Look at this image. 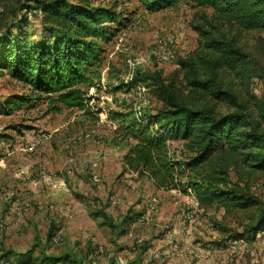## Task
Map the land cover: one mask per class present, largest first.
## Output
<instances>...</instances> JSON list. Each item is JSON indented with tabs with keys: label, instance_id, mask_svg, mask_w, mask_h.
Wrapping results in <instances>:
<instances>
[{
	"label": "trees",
	"instance_id": "1",
	"mask_svg": "<svg viewBox=\"0 0 264 264\" xmlns=\"http://www.w3.org/2000/svg\"><path fill=\"white\" fill-rule=\"evenodd\" d=\"M122 1L129 0H0V74L23 89L0 113L42 100L55 110L90 113L88 89L103 87L100 41L109 39L108 27L119 30L129 20ZM139 1L150 12L181 4L202 12L192 23L197 46L169 76L139 70L128 84L116 82L115 91L135 87L136 95H146L109 112L128 144L125 166L158 188H190L224 240H256L264 231V201L253 191L264 177V0ZM31 23L39 34L29 33ZM242 31L260 33L252 47L242 42ZM53 236L49 231L46 240ZM41 254V264H101ZM14 255L4 250L0 264H19L10 263Z\"/></svg>",
	"mask_w": 264,
	"mask_h": 264
},
{
	"label": "rangeland",
	"instance_id": "2",
	"mask_svg": "<svg viewBox=\"0 0 264 264\" xmlns=\"http://www.w3.org/2000/svg\"><path fill=\"white\" fill-rule=\"evenodd\" d=\"M119 9L129 20L119 30L108 27L109 39L100 41L104 51L97 70L103 87L88 89L90 113L63 106L55 110L44 100L0 113V256L9 249L15 253L10 263L19 264H41V251L101 264L110 259L129 264H264V231L250 242L224 240L213 226L212 212L205 216L195 209L188 189L158 188L148 177L127 170L128 144L121 141L118 121L109 112L125 106L124 99L135 106L146 95H136L135 87L128 93L115 91V84L118 79L128 84L139 70L169 76L197 46L192 23L202 10L181 4L150 12L139 0L122 1ZM28 29L40 31L32 23ZM259 36L242 31L241 40L252 47ZM161 38L169 41L175 59L159 61L154 51ZM22 92L18 81L0 74V107ZM34 132L47 137L29 152ZM95 160L100 163L99 182L90 172ZM55 182H62L61 188H53ZM253 191L264 201V177ZM153 196L159 203L150 221H138ZM189 210L194 212L192 223L185 220ZM49 231L52 242L46 240ZM196 250L208 253L204 260L195 257Z\"/></svg>",
	"mask_w": 264,
	"mask_h": 264
},
{
	"label": "built area",
	"instance_id": "3",
	"mask_svg": "<svg viewBox=\"0 0 264 264\" xmlns=\"http://www.w3.org/2000/svg\"><path fill=\"white\" fill-rule=\"evenodd\" d=\"M155 55L157 56V58L159 59V61H170L175 59V50L173 49V47L171 46V44L169 43V41L165 38H161L159 40H157L156 42V46H155V51H154ZM35 138L33 140V142L30 143V145L27 148V151L32 152L35 150L36 146L39 144L40 139L46 138L47 135L45 133H36L34 132ZM88 136V135H87ZM99 161L95 160L91 162V167H90V172H91V176L94 182H99L100 181V173H99ZM72 169L67 170V173H71ZM131 175L135 176L136 174H138L137 172L134 171H130ZM62 182H55L53 184V188H61L62 186ZM189 191V195H191V199L194 203V208H197V201L193 195V192L190 188H187ZM116 200L113 199L112 200V204H115ZM159 201L158 198L156 196H153L149 199L148 203H147V208L146 211L141 214L138 218V221L140 222H149L150 221V217H151V213H153L158 205ZM39 207L41 208V206L39 205ZM185 220L188 221L189 223H192L194 221V212L192 210H189L186 215H185ZM167 238L171 239L173 237V234H166ZM137 243H141V240H137ZM197 251V250H196ZM205 251L203 252H199L197 251L195 253V257L199 260L202 261L204 260V258L207 256L208 253H206ZM253 254V253H251Z\"/></svg>",
	"mask_w": 264,
	"mask_h": 264
}]
</instances>
